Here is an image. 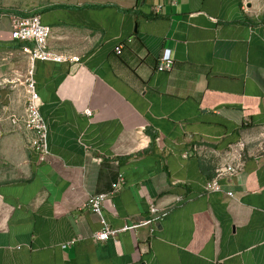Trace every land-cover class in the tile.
Returning <instances> with one entry per match:
<instances>
[{
    "label": "crops",
    "instance_id": "crops-1",
    "mask_svg": "<svg viewBox=\"0 0 264 264\" xmlns=\"http://www.w3.org/2000/svg\"><path fill=\"white\" fill-rule=\"evenodd\" d=\"M36 14L51 50L80 63L33 67L51 152L40 161L7 118L25 104L7 80L29 62L0 13V129L30 164L0 183V264H264V0H62ZM165 49L172 71L156 69ZM239 142L243 169L206 194ZM121 177L105 204L113 228L151 219L149 200L164 216L153 235L95 242L100 217L80 206Z\"/></svg>",
    "mask_w": 264,
    "mask_h": 264
},
{
    "label": "built area",
    "instance_id": "built-area-1",
    "mask_svg": "<svg viewBox=\"0 0 264 264\" xmlns=\"http://www.w3.org/2000/svg\"><path fill=\"white\" fill-rule=\"evenodd\" d=\"M11 40L15 43L23 44L21 52L24 54L29 62V67L22 75L8 79L19 83L24 87L25 104L22 113H11L8 115L11 125L22 133L32 134L29 141L30 148L37 155L40 161H44L51 152L48 143V127L46 121L40 111L41 97L37 90L36 80L33 73V67L38 62H53V63H80V58L55 53L49 47V41L51 40V28L44 25L41 21L39 14L31 16H11ZM118 56L123 55V46H119L116 49ZM176 60L174 52L170 49H165L162 56L159 58L156 69L158 71H172L175 67ZM83 113L91 115L92 110L89 108L83 109ZM244 144L239 142L237 147L231 150L233 157L232 162L220 165L215 170V176L212 180L207 182L204 186V192L206 194L212 192H220L223 189L222 181L237 176L243 169V162L241 161V152L243 151ZM201 146L194 145L189 150L182 154L183 159L199 153ZM124 182L121 177L118 182L113 184L112 190L108 193L95 194L90 197V200L80 206V210L88 209L93 214L100 217L102 229L95 232L92 236L95 242H108L114 240L119 243V237L123 233L138 232L141 228H148L150 235H153L157 229V223L164 215H159L158 206L155 202L149 200L150 212L152 218L143 220L137 224L125 225L121 228H113L105 215V204L115 194H117ZM229 197H233V193H228ZM80 237H76L68 243L70 245L76 240H80Z\"/></svg>",
    "mask_w": 264,
    "mask_h": 264
},
{
    "label": "rangeland",
    "instance_id": "rangeland-1",
    "mask_svg": "<svg viewBox=\"0 0 264 264\" xmlns=\"http://www.w3.org/2000/svg\"><path fill=\"white\" fill-rule=\"evenodd\" d=\"M55 1L62 0H0V13L31 16ZM4 123L8 124V121ZM11 129H0L3 134H0V183L23 180L30 172L26 150L20 145L19 135Z\"/></svg>",
    "mask_w": 264,
    "mask_h": 264
},
{
    "label": "trees",
    "instance_id": "trees-1",
    "mask_svg": "<svg viewBox=\"0 0 264 264\" xmlns=\"http://www.w3.org/2000/svg\"><path fill=\"white\" fill-rule=\"evenodd\" d=\"M55 7H57V8H58V7H61V6H56V5H55V6H52V8H55Z\"/></svg>",
    "mask_w": 264,
    "mask_h": 264
}]
</instances>
